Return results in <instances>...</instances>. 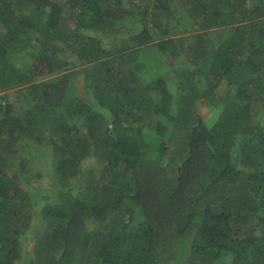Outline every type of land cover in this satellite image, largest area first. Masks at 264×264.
Masks as SVG:
<instances>
[{
    "label": "trees",
    "instance_id": "16d2710c",
    "mask_svg": "<svg viewBox=\"0 0 264 264\" xmlns=\"http://www.w3.org/2000/svg\"><path fill=\"white\" fill-rule=\"evenodd\" d=\"M177 8L185 33L166 39ZM134 21L151 35L142 56L151 46L172 61L175 91L157 102L132 50L75 32ZM181 55L209 63L210 91L235 86L210 127L194 112L195 72L176 71ZM78 77L83 99L71 89ZM255 109L264 112V0H0V264H264ZM44 175L55 192L31 204L25 182ZM35 215L47 231L26 242Z\"/></svg>",
    "mask_w": 264,
    "mask_h": 264
},
{
    "label": "rangeland",
    "instance_id": "374dc122",
    "mask_svg": "<svg viewBox=\"0 0 264 264\" xmlns=\"http://www.w3.org/2000/svg\"><path fill=\"white\" fill-rule=\"evenodd\" d=\"M239 12V10H238ZM173 20L172 22V29L173 34L174 31H181L183 32V27L185 25L183 23H177V19H181L182 16H179L178 14V8L174 9L172 11ZM182 21V20H180ZM184 22V21H182ZM188 26V25H187ZM119 32H102V31H96L91 29L87 25L80 24L79 27L75 29L76 35L78 37H81L82 39H89V38H101L103 41V44L107 47H111L112 49L118 50V51H124V50H132L130 54L128 55V60L130 58L131 61H133V69L137 72V75L139 76H146L148 79L147 87L150 91L151 98L155 102L159 101L161 97V91L162 90H170L173 91L175 88L174 84L175 82L173 79L174 72H171L168 70L167 65L170 64V59H166L163 56L159 54H155L152 52V47L150 46L147 54H144L142 56L141 52L143 48L148 44L144 45L146 41H149L151 38V35L146 33L140 26L138 21H134L133 23H129L126 26H122L117 30ZM181 34V33H180ZM153 36H156V31L152 33ZM175 35V34H174ZM179 35V34H178ZM176 37L175 36H166L165 38H171ZM84 39V40H85ZM148 49V48H147ZM155 51V50H154ZM156 52V51H155ZM11 53V52H10ZM11 60H16L19 64H24L25 55L21 56H14L13 53L10 54ZM179 59H176L173 61L176 71H179L182 68H189L192 69L195 72V79H194V86H195V102H194V112L196 115L200 116L204 122V124L207 127H210L212 124H214L215 119L217 118V114H219L220 109L223 105L226 103L231 102L233 98V94L235 92V86L233 85H227L226 81L219 82L217 87L210 91L211 89L208 87L205 74L208 69V62L201 61L200 63L189 65V63L185 60L184 56ZM16 57V58H15ZM152 57H157L159 62L156 64L151 65L149 63V60ZM172 62V61H171ZM170 79V80H169ZM80 78L78 77L76 79H72L71 83V89L73 94H75L76 98L83 99L85 96L88 97L84 93V86L80 85L79 83ZM175 91V90H174ZM85 97V98H86ZM254 114H256V118L258 120H262L261 122L264 123V112L259 111L255 109ZM72 121H74L75 125L78 126L79 130L85 132L84 126L80 125V122H78V118L73 117ZM153 123H150L147 127V132L152 133L153 132ZM172 127V125H170ZM174 139L179 138L178 131L174 129ZM244 141V139H240ZM247 140V138L245 139ZM239 142V141H238ZM175 145L171 144V151H174ZM258 160V159H257ZM168 160L166 159V163ZM83 164L87 169L95 168L96 162H94L93 159L90 157L83 160ZM11 168L8 170L9 174H13L14 169ZM25 185L28 189V192L30 196H32V200H30V203L33 204L39 203L43 200V202L49 201L53 193L55 192L54 185L48 180L47 175H44L43 178H31L30 182H25ZM37 195H40L41 197H37ZM80 198L84 201H86V197H84L80 193ZM31 225L29 226L28 230L24 234V239L26 242H33L38 236L41 237V235H44V232L47 231L46 224L39 218L38 215H35L32 217ZM89 224L91 222H88ZM22 237V240H23Z\"/></svg>",
    "mask_w": 264,
    "mask_h": 264
},
{
    "label": "clouds",
    "instance_id": "9594fccd",
    "mask_svg": "<svg viewBox=\"0 0 264 264\" xmlns=\"http://www.w3.org/2000/svg\"><path fill=\"white\" fill-rule=\"evenodd\" d=\"M127 60H128V58H127Z\"/></svg>",
    "mask_w": 264,
    "mask_h": 264
}]
</instances>
